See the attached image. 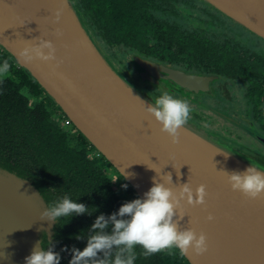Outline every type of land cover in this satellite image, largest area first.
Wrapping results in <instances>:
<instances>
[{
    "label": "water",
    "instance_id": "95a60500",
    "mask_svg": "<svg viewBox=\"0 0 264 264\" xmlns=\"http://www.w3.org/2000/svg\"><path fill=\"white\" fill-rule=\"evenodd\" d=\"M202 1L264 40V0ZM41 39L53 41L56 59H24L23 48ZM0 47L127 177L139 197L150 189L157 173V179L171 173L172 182H165L176 193L187 182L194 192L199 185L206 186L204 204H189L185 198L177 208L181 230L192 228L207 237L205 252L189 248L184 255L190 264H264V195L251 198L233 190L227 173L251 164L264 169V153L206 133L190 121L173 143L147 111L155 98L116 68L74 0H0ZM134 61L141 79L156 85L163 81L199 92L210 90L219 79L140 55ZM251 132L264 142V134L255 128ZM48 205L32 179L0 163V264H25L37 242L54 241L59 220L41 215Z\"/></svg>",
    "mask_w": 264,
    "mask_h": 264
},
{
    "label": "trees",
    "instance_id": "16d2710c",
    "mask_svg": "<svg viewBox=\"0 0 264 264\" xmlns=\"http://www.w3.org/2000/svg\"><path fill=\"white\" fill-rule=\"evenodd\" d=\"M74 1L99 42L105 38L144 57L217 73L223 82L243 83L254 120L264 121V52L258 44L256 48L244 38L191 25L190 9L199 4L206 8L205 14L223 17L202 0ZM223 19L230 21L227 17ZM237 27L249 36V32ZM4 60L9 62L10 69L0 74L1 165L32 179L50 206L68 195L85 203L90 211L98 209L91 215L60 218L54 241H43L46 249L52 244L60 252V264H68L71 255L61 250L73 245L83 249L96 216L110 215L124 202L139 196L79 130L72 131L74 125L71 129L61 124L64 120L61 108L0 47V63ZM261 124L264 127V122ZM115 175L120 179L115 180ZM124 184L128 185L126 189L122 187ZM81 234L84 238L77 239ZM143 251L142 247H136L135 264H190L177 249H165L150 256L143 255Z\"/></svg>",
    "mask_w": 264,
    "mask_h": 264
},
{
    "label": "clouds",
    "instance_id": "9594fccd",
    "mask_svg": "<svg viewBox=\"0 0 264 264\" xmlns=\"http://www.w3.org/2000/svg\"><path fill=\"white\" fill-rule=\"evenodd\" d=\"M60 15L61 10L57 9V20ZM21 55L28 61L34 58L54 60L56 48L52 40L41 39L39 43L23 48ZM9 69L7 60L0 63V74L7 73ZM147 111L160 123L161 131L167 132L173 143H176L179 129L190 119L192 107L187 100L164 91L155 98L154 103L147 105ZM155 171L157 173L156 169ZM227 173L233 190L242 191L251 198L264 195V169L251 164L243 171ZM157 176L158 173L153 177L152 186L142 197L124 202L110 215L100 213L96 216L88 229L87 243L83 249L75 245L71 248L65 246L61 251L70 253L68 264H135L137 246L143 248L145 256L165 249H177L181 256L185 255L189 248L194 249L196 253L205 252L206 235L203 232L198 234L192 228L181 230L177 208L185 198L189 204H204L206 186L201 184L194 192L187 182L182 184L176 193L165 182H172L171 173L162 179H157ZM122 187L126 189L128 185L124 184ZM96 211L97 208L90 211L85 203L64 195L53 205H48L41 215L43 219L56 221L84 213L91 215ZM208 219L212 220L213 216L209 214ZM83 238L82 234L77 237ZM60 261L61 254L54 250V245L50 244L46 249L42 241L37 242L31 254L25 257V264H60Z\"/></svg>",
    "mask_w": 264,
    "mask_h": 264
},
{
    "label": "rangeland",
    "instance_id": "374dc122",
    "mask_svg": "<svg viewBox=\"0 0 264 264\" xmlns=\"http://www.w3.org/2000/svg\"><path fill=\"white\" fill-rule=\"evenodd\" d=\"M197 15V12H193L192 16L195 17ZM226 17V16H225ZM228 18V17H227ZM215 19H218L217 16H215ZM220 22L223 24H226L233 28L235 32L239 35H241L244 39L248 40V43L256 47L258 44L263 48L264 52V41L260 40L256 36H254L251 32L245 30L241 25L235 23L234 21L233 24L230 21H224L223 17H219ZM200 21L199 19L194 20L195 24H201L200 26L203 28H210L212 31L217 30V32H220L219 30H224L222 29V26L215 27L212 24H209L208 21L203 20ZM206 22V23H205ZM236 25L241 26L246 32H249V36H247L241 29H239ZM210 26V27H209ZM229 31H226L228 33ZM253 37L257 38L258 43L253 39ZM257 48V47H256ZM107 55L111 58L112 62L116 66V68L122 72L127 79L131 80L136 86L141 88V90L145 93H151V95L156 98L159 96L162 92L167 91L165 87H161L159 85L150 83L148 81L143 82V80L140 79L139 77V83L136 82V77L131 71L125 67V63H128L129 60L132 59L131 51L128 49L121 48L118 50V48L112 47V54L103 48ZM136 66V65H135ZM134 67V64L133 66ZM138 72L137 68H134V70ZM133 70V71H134ZM141 80V81H140ZM224 82L220 83H215L218 86L221 85ZM231 82L224 83L223 87L224 89L230 88ZM151 88V92L147 91L146 88ZM213 87V85H212ZM169 89V88H168ZM245 85L242 83H235L233 84L232 89H228V93L226 94L225 98L222 97V95L217 96L215 95L214 98H204L201 100V104H196L191 101L189 98L185 97H179L175 93H170L169 90L168 92L170 94L175 95L178 98L185 99L187 100L191 107H192V112L190 114V121L195 124L196 128L201 129L202 131L206 133H217L220 136L226 138L228 142L230 143H239L245 146H248L249 148L253 150H259L262 153H264V142L261 140V144L259 142V139L256 138L252 134V130H255L262 134H264V129L262 128L261 124L264 121H255L252 119L251 114L248 111V107L251 105L248 103V97L247 93L244 92ZM224 94V93H223ZM250 100V99H249ZM249 105V106H248ZM253 122V126H251V123ZM190 123V124H191ZM194 125V126H195ZM258 139V140H257Z\"/></svg>",
    "mask_w": 264,
    "mask_h": 264
},
{
    "label": "flooded vegetation",
    "instance_id": "af4514ba",
    "mask_svg": "<svg viewBox=\"0 0 264 264\" xmlns=\"http://www.w3.org/2000/svg\"><path fill=\"white\" fill-rule=\"evenodd\" d=\"M158 10H160V9H158ZM197 12V15H195V17H193L192 16V14H193V12ZM190 12H191V15L190 16H188V21H189V23L191 24V25H194L195 23H194V20H195V18L196 19H199L200 21L202 20V22H204L203 20H205V21H208L209 22V24H212V25H214L215 27H218V26H222L223 28L222 29H226V31H229L228 33H226V31H224V30H219L220 32H223L226 36H231V37H238V38H243L241 35H239V34H237L236 32H235V30L233 29V28H231L230 26H228V25H226V24H223L222 22H220V20H219V17L220 16H217V18L218 19H215V16H211V15H208V14H205L204 12H207L206 11V8H203L202 7V5L201 4H199V7H195V8H193V7H191V9H190ZM223 17H225L224 15H222ZM226 18V17H225ZM229 20H230V22L233 24V22L231 21V19L230 18H228ZM227 21V20H226ZM206 23V22H205ZM197 25V24H196ZM201 24H198V26H200ZM236 26H238V25H236ZM210 27V26H209ZM211 28V27H210ZM239 28V27H238ZM240 29V28H239ZM214 32H217V30H213ZM213 32V33H214ZM218 34H219V32H217ZM255 36V35H254ZM253 39L257 42V38H255V37H253ZM263 40V39H262ZM245 41L246 42H248V40H246L245 39ZM100 42H101V44H102V46L106 49V50H108L111 54H112V47H115V48H118V50H120L121 48H124V49H128V50H130L131 51V55H132V59L131 60H129V62L128 63H125L124 65H125V67L126 68H128L130 71H131V73H133L134 75H135V77H136V82L138 83V84H140L139 83V77H140V75H139V72H137L136 71V69L134 70V68H137V66H135V61H134V58H135V56H137V55H140V54H137V53H133V50L130 48V47H128V46H125V45H123V44H117V43H114V42H110V41H108V40H106L105 38H102V39H100ZM253 47V46H252ZM258 47L260 48V50L262 51L263 50V48L261 47V46H259L258 45ZM140 56H142V55H140ZM144 57V56H143ZM145 58H150V57H145ZM150 59H153V58H150ZM153 60H155V59H153ZM156 61H158V60H156ZM158 62H162V61H158ZM163 63H165V62H163ZM133 64H134V67H132L133 66ZM165 64H167V63H165ZM167 65H169V66H171V67H174V68H177V69H181V70H184V71H186V72H188V73H192V74H201V75H204V74H216V75H219V74H217V73H209V72H205V71H203V70H199L197 67L196 68H184V67H180V66H177V65H170V64H167ZM134 70V71H133ZM140 79H141V77H140ZM142 80V79H141ZM140 80V81H141ZM143 82H146V81H143ZM220 82H223V77L222 76H220L219 75V79H217V80H215L214 82H212L211 83V88H210V90H208V91H199V92H195V91H191V90H189V89H187V88H179L177 85H175V84H173V86L172 87H170L168 84H166L165 82H163V81H161L160 82V84H159V86H161V87H165V88H167L166 90L168 91L169 89L168 88H170L171 90H169V92L170 93H175V94H177L179 97H185V98H189V99H191V101L193 102V103H196V104H201V100L202 99H204V98H214L215 97V95H217V96H220V95H222V97H224L225 98V96H226V94L228 93V89L230 90V89H232L233 88V84H235V83H233V82H231V81H224V83H228V82H231V84H230V88L228 87V89H224V87H223V85H224V83H222L221 85H217V84H215V83H220ZM212 85H213V87H212ZM144 88H146V87H144ZM147 89V91H149V92H151L152 90H151V88H146ZM153 92V91H152ZM224 93V94H223ZM225 95V96H224ZM249 106V105H248ZM252 109V107H248V111H249V113H252L253 111L251 110ZM63 112V111H62ZM64 113V112H63ZM63 118L62 119H64L62 122H61V124L63 125V126H66L65 125V123H66V121H67V119H69L65 114L62 116ZM251 117H252V119H254V117H253V113L251 114ZM73 124V123H72ZM74 125V124H73ZM259 125H261L262 126V128L264 129V127H263V125L262 124H259ZM69 128H73V127H69ZM76 130H78L77 129V127L74 125V128L72 129V131H76ZM257 138V137H256ZM258 140V139H257ZM259 142L261 143V141H260V139H259ZM261 144H263V143H261ZM96 149V148H95ZM97 150V149H96ZM96 150H94L95 152H96ZM98 151V150H97ZM99 152V151H98ZM101 154V153H100ZM115 168V167H114ZM119 172V171H118ZM114 179L115 180H119L120 178H119V176H117V175H115L114 176Z\"/></svg>",
    "mask_w": 264,
    "mask_h": 264
},
{
    "label": "built area",
    "instance_id": "2783aa9c",
    "mask_svg": "<svg viewBox=\"0 0 264 264\" xmlns=\"http://www.w3.org/2000/svg\"><path fill=\"white\" fill-rule=\"evenodd\" d=\"M66 126H69V127H72V121L70 119H67L66 123H65Z\"/></svg>",
    "mask_w": 264,
    "mask_h": 264
}]
</instances>
